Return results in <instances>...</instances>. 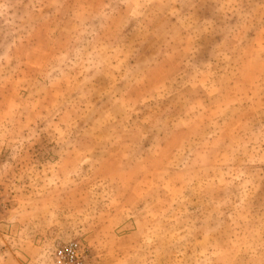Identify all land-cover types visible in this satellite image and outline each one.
Returning <instances> with one entry per match:
<instances>
[{
    "label": "rangeland",
    "instance_id": "1",
    "mask_svg": "<svg viewBox=\"0 0 264 264\" xmlns=\"http://www.w3.org/2000/svg\"><path fill=\"white\" fill-rule=\"evenodd\" d=\"M264 264V0H0V264Z\"/></svg>",
    "mask_w": 264,
    "mask_h": 264
},
{
    "label": "built area",
    "instance_id": "2",
    "mask_svg": "<svg viewBox=\"0 0 264 264\" xmlns=\"http://www.w3.org/2000/svg\"><path fill=\"white\" fill-rule=\"evenodd\" d=\"M54 258L56 264H84L85 251L79 242L73 241L58 247Z\"/></svg>",
    "mask_w": 264,
    "mask_h": 264
}]
</instances>
